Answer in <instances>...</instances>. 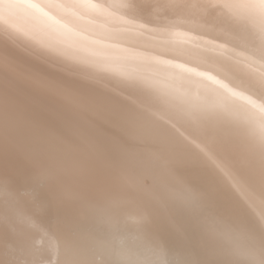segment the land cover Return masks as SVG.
Returning <instances> with one entry per match:
<instances>
[{
    "label": "bare ground",
    "instance_id": "obj_1",
    "mask_svg": "<svg viewBox=\"0 0 264 264\" xmlns=\"http://www.w3.org/2000/svg\"><path fill=\"white\" fill-rule=\"evenodd\" d=\"M236 107L264 121V0H0V264H264Z\"/></svg>",
    "mask_w": 264,
    "mask_h": 264
},
{
    "label": "water",
    "instance_id": "obj_2",
    "mask_svg": "<svg viewBox=\"0 0 264 264\" xmlns=\"http://www.w3.org/2000/svg\"><path fill=\"white\" fill-rule=\"evenodd\" d=\"M203 88V87H202ZM204 89V88H203ZM208 89H204V92L208 93V96H212V97H216L221 99V96L219 94L213 93L211 91H207ZM238 109V111H240L243 115H245L247 117V115L238 107H236ZM251 122L255 123L256 125H261L262 127H264V121H262V119H260V117H247ZM157 264H161V263H157Z\"/></svg>",
    "mask_w": 264,
    "mask_h": 264
}]
</instances>
